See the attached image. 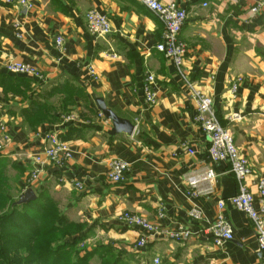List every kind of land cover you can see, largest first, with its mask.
Listing matches in <instances>:
<instances>
[{"label": "crops", "instance_id": "0c3cea01", "mask_svg": "<svg viewBox=\"0 0 264 264\" xmlns=\"http://www.w3.org/2000/svg\"><path fill=\"white\" fill-rule=\"evenodd\" d=\"M27 1L33 5L27 12L0 2V77L5 78L0 80V122L12 142L0 154V193L8 203L29 189L39 193L43 208L56 210L78 230L64 242L77 239L86 251L109 250L117 264H264L251 221L231 205L221 214L233 239L216 247L206 232L219 213L217 202L234 196L238 185L230 165L213 163L207 155L188 88L194 83L211 99L219 123L250 167L244 185L254 207L264 211L256 190L257 180L264 179V7L252 15L254 0H159L174 2L187 15L179 34L186 54L178 73L155 50L162 23L137 0ZM90 10L107 17L110 34H88L85 14ZM57 36L61 49L54 45ZM8 61L34 67L42 80L9 75ZM149 75L154 77L153 105L142 92ZM236 78L241 82L232 96ZM64 82L66 88L53 89ZM96 100L131 124L132 134L110 135L112 123L100 114ZM38 105L49 109L47 118L38 117ZM46 133L68 144L73 156L62 168L45 166L28 184L32 158ZM181 145L194 154L180 152ZM114 160L129 165L122 183L106 178ZM204 168L215 173L213 194L190 199L185 179ZM72 181L83 189L75 190ZM193 207L203 214L200 222L188 218ZM124 212L140 215L156 231L147 235L122 225L117 217ZM179 227L191 233L188 241L165 237ZM142 237L146 245L136 249Z\"/></svg>", "mask_w": 264, "mask_h": 264}, {"label": "built area", "instance_id": "2783aa9c", "mask_svg": "<svg viewBox=\"0 0 264 264\" xmlns=\"http://www.w3.org/2000/svg\"><path fill=\"white\" fill-rule=\"evenodd\" d=\"M137 1L155 14L162 23L164 29L162 39L157 43L155 49L174 65L178 73H181L186 47L180 42L179 34L186 21L187 15L185 10L178 7L174 2L162 3L159 0ZM0 2L6 6H16L26 12L33 8L32 3L27 0H0ZM202 7L206 8V5H202ZM263 7L264 0H254V5L249 9V12L252 15H256ZM85 25L88 34L94 38L104 37L111 33V27L107 17L96 10H90L85 14ZM15 27H18V25H15ZM62 42V38L57 36L54 41L55 48L61 49ZM4 70L11 76H23L28 79L42 80V76L34 67L20 62L8 61L4 66ZM88 74L95 78L91 68H88ZM240 82L241 79L236 78L230 86L229 93L232 96L236 95ZM153 83L154 77L149 75L142 84V92L145 100L150 105L156 103V95L152 90ZM188 88L190 91V99L195 103L196 112L194 123L199 127L208 142L207 155L213 163H227L230 165L238 185V191L234 196L217 202L219 213L215 221L209 225L206 232L216 247H220L233 239L231 227L221 214L225 205L229 204L242 212L251 221L258 249L264 251V211L254 207V198L244 185V180L250 175V167L247 161L238 153L230 131L219 123L211 99L202 93L194 83H188ZM1 110L2 108L0 106ZM11 143V137L6 125L0 122V154ZM179 151L188 155L194 154V150L187 145H181ZM72 156L73 152L68 144L61 141L54 133H46L43 136V147L32 158L34 170L29 176L27 183L32 184L36 182L45 166L62 168L65 161L71 159ZM128 169V163L114 160L110 164L106 178L114 184L122 183ZM215 177V173L209 168H204L199 172L189 175L185 179L187 197L190 199L210 197L213 194L212 184L214 183ZM72 184L75 190L81 191L83 189V185L79 181H72ZM256 190L260 199L264 201V179L257 180ZM159 216L161 217L162 215L160 214ZM188 218L193 222H200L203 219V214L198 208L193 207L188 213ZM117 220L122 225L130 228H138L147 235L156 231L145 218L134 213H121L117 217ZM165 237L176 242H186L190 239L191 233L187 229L179 227L176 231L165 233ZM145 245L146 237H142L136 242L135 248L142 249Z\"/></svg>", "mask_w": 264, "mask_h": 264}, {"label": "trees", "instance_id": "16d2710c", "mask_svg": "<svg viewBox=\"0 0 264 264\" xmlns=\"http://www.w3.org/2000/svg\"><path fill=\"white\" fill-rule=\"evenodd\" d=\"M0 80L5 81V78L0 77ZM35 110L38 117L47 118L49 109L45 105H38ZM32 122L40 124L33 116ZM41 198L36 193L34 202L16 205L8 203L0 193V264H90L97 250L85 251L78 257V240L64 242L66 236L78 230L60 219L56 210L43 208ZM109 255L110 251L106 250L99 257V264H108Z\"/></svg>", "mask_w": 264, "mask_h": 264}, {"label": "water", "instance_id": "95a60500", "mask_svg": "<svg viewBox=\"0 0 264 264\" xmlns=\"http://www.w3.org/2000/svg\"><path fill=\"white\" fill-rule=\"evenodd\" d=\"M96 107L99 110L100 114L108 121L112 123V129L109 132L110 135L116 134H127L131 135L133 131V126L126 121H123L117 118L111 111L106 109L104 103L102 101L96 100ZM36 200V196L32 192V190H26L19 201H17L16 205H23L34 202Z\"/></svg>", "mask_w": 264, "mask_h": 264}, {"label": "rangeland", "instance_id": "374dc122", "mask_svg": "<svg viewBox=\"0 0 264 264\" xmlns=\"http://www.w3.org/2000/svg\"><path fill=\"white\" fill-rule=\"evenodd\" d=\"M66 86H68V84L67 83H60V84H57V86L55 87V88H53V89H57V88H59V87H65L66 88ZM80 250L78 251V257L79 256H81V254L82 253H84L85 251H86V248L85 249H81V248H79ZM102 255H104L103 253H96V257L98 258V257H101ZM72 257V256H71ZM97 258H92L90 261H89V263L90 264H99L100 262L97 260ZM114 261H112V260H109L108 261V264H112Z\"/></svg>", "mask_w": 264, "mask_h": 264}]
</instances>
